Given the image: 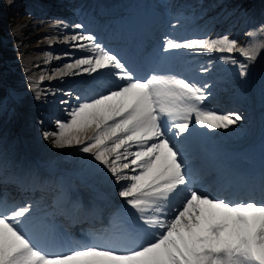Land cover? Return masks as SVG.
<instances>
[{
  "label": "snow or ice",
  "instance_id": "6c2138e0",
  "mask_svg": "<svg viewBox=\"0 0 264 264\" xmlns=\"http://www.w3.org/2000/svg\"><path fill=\"white\" fill-rule=\"evenodd\" d=\"M52 27L73 29L62 42L83 54L50 75L29 76L35 99L55 95L41 89L46 79L80 74L93 77L89 92L95 94L76 95V103L66 109L68 119L56 120L55 131L43 132V138L56 149L76 147L102 166L119 185L117 195L134 223L127 235L89 230L86 242L50 244L42 233L44 224L34 215L35 203H10V193L0 189V264H264V182L260 200L252 193L246 200H230L197 188L200 177L189 166L188 150L197 128L229 130L244 116L205 107L212 95L208 83L158 70L138 75L94 34L83 31V23L57 20ZM245 35L250 39L244 45L229 35L183 40L165 36L162 51L221 54L219 59L237 66L244 78L264 52V23ZM58 40L53 37L49 43ZM45 56L46 64L62 59ZM211 63L199 72L208 73ZM14 182L38 188L55 181L32 173L27 185L23 179Z\"/></svg>",
  "mask_w": 264,
  "mask_h": 264
},
{
  "label": "rangeland",
  "instance_id": "374dc122",
  "mask_svg": "<svg viewBox=\"0 0 264 264\" xmlns=\"http://www.w3.org/2000/svg\"><path fill=\"white\" fill-rule=\"evenodd\" d=\"M26 46L28 45L27 43L25 44ZM31 45V44H30ZM20 47H21V51L22 50H25V51H22L23 52V54H24V56H25V58H26V60H25V62L28 64L29 63V59L33 56V54L31 53V52H29V48L28 47H26V46H24V45H19ZM10 58H12V56L10 57ZM49 132V131H48ZM69 148V147H68ZM67 148V149H68ZM48 149V150H47ZM46 150V155H48V157H55V156H57L58 154H59V152H62V150L61 149H56V151H55V148H53V147H49V148H47ZM67 149H65V150H67ZM64 150V151H65ZM63 151V152H64ZM58 152V153H57Z\"/></svg>",
  "mask_w": 264,
  "mask_h": 264
},
{
  "label": "bare ground",
  "instance_id": "6f19581e",
  "mask_svg": "<svg viewBox=\"0 0 264 264\" xmlns=\"http://www.w3.org/2000/svg\"><path fill=\"white\" fill-rule=\"evenodd\" d=\"M245 4H247L248 2H247V0H244L243 1ZM62 66H60V67H58V68H61ZM55 69H57V68H55ZM32 167H33V165L32 164H30ZM18 170H20V171H22V172H25L26 173V176H28V174H29V171H24V170H22V169H20V168H18ZM224 172H226V171H224ZM224 172H222V173H224ZM240 184H246L247 182L246 181H240L239 182Z\"/></svg>",
  "mask_w": 264,
  "mask_h": 264
}]
</instances>
